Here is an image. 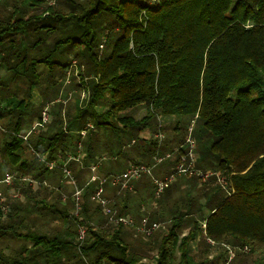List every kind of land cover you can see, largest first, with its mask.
Returning a JSON list of instances; mask_svg holds the SVG:
<instances>
[{
    "label": "trees",
    "instance_id": "16d2710c",
    "mask_svg": "<svg viewBox=\"0 0 264 264\" xmlns=\"http://www.w3.org/2000/svg\"><path fill=\"white\" fill-rule=\"evenodd\" d=\"M53 1L0 2V70L31 92L28 100L21 98L18 83L9 87L0 77V120L8 119L11 129L0 135V176L13 172L46 182L49 170L38 154L49 152L55 160L56 152H74L75 138L89 117L91 131L119 128L118 121L140 135L154 114L178 117L174 131L185 120L188 129L193 125L197 149L212 156L217 169L208 178L207 173L200 176L201 187L195 183L200 195L191 197L183 215L169 220L166 232L155 233L145 254H130L119 230L97 231L85 205L80 224L86 225L87 238L81 248L67 239L16 230L27 219L26 200L39 192L15 182L11 188L24 200L4 190L9 213L0 210V240L18 236L33 245L24 249L30 257L5 256L0 249V264H39V257L62 261L52 244L58 250L61 245L77 249L87 264L105 259L149 264L143 260L158 238L153 264L239 263L245 254L239 250L245 248L252 264H264L259 256L264 253V0ZM72 69L77 71L75 86L89 92L87 108L76 99L75 113L65 118L62 109L51 107L45 130L32 142L24 141L18 136L23 121L30 114L33 124L41 120L44 106L29 107L33 89L45 82L58 86ZM98 105L109 109L98 113ZM139 105H146L151 115L141 120L122 116ZM184 153L179 149V155ZM220 188L222 198L217 196Z\"/></svg>",
    "mask_w": 264,
    "mask_h": 264
},
{
    "label": "rangeland",
    "instance_id": "374dc122",
    "mask_svg": "<svg viewBox=\"0 0 264 264\" xmlns=\"http://www.w3.org/2000/svg\"><path fill=\"white\" fill-rule=\"evenodd\" d=\"M100 48H102V51L105 49H103V45ZM74 69H76V65L74 66ZM74 69L67 73L66 77L60 80L58 86H52L47 82L43 84L39 83L36 88L33 89L34 92L32 91L33 98L28 102L29 107L37 105L32 107L33 109H37L44 104L41 108L42 113L46 107H49L50 109L53 107L55 110L62 109L61 113L65 118L67 117V114L73 115L75 113L76 99H78L81 108H87L86 105L89 99V92L82 87H76L77 82L76 79L74 80L72 75L73 72L77 73L78 70L76 69L77 71H75ZM40 71L43 74V79L46 80V68L41 66ZM0 77L1 79L9 81V87L18 83L17 86L21 88L18 90L19 92H17L18 95L26 100L29 99L28 97L29 95L31 96V92L27 89V84H22L18 82L17 79L10 81L9 74L3 69L0 70ZM84 93L87 94V97L82 99ZM53 103H55V106ZM108 109L109 107H103L102 105H98L95 108L98 113L103 111L105 112ZM127 114H131L135 120H141L145 116L151 115L146 105H139L132 110L122 113V116ZM154 115V118L151 119L147 128L143 130L140 135H137V131L130 132L128 129H123L122 125L118 121H115V125L119 126V128L109 127L108 130L100 129L97 131H91V129L90 131H87L85 135H82L81 133L76 136L73 145L74 152H68L67 155L64 154L63 156L57 154L56 152L55 160L50 159V161H55V167H47L48 165L46 163L40 161L48 168V175L55 173L57 174V177L55 180H49V182L45 179L47 181V186H44V184H41L39 188L35 186L34 189L38 188L39 192L37 196H40L42 190L44 189H53V192H57V189H64L62 190L63 193H65L67 197H72L71 195L75 192L76 186L83 188V192L88 193V196L86 198L81 196V210L83 205H85L86 214L91 217L92 220L90 222L91 225L96 226L98 229L97 231H100L101 233H112L113 231L119 230L120 232L118 237L123 245L128 246L130 254L134 253L133 250L145 254L147 252L149 240H153L156 234L166 232L169 220L183 215L186 210L190 209L191 197H198V195H200V176L207 173L208 178L210 173L217 169L216 160L213 159L212 156L207 157L205 151L197 149L195 140L191 137L193 125L188 129L186 125L188 121L185 120L186 123L182 121L183 123L181 124V128L178 131H174L177 121L180 120L178 117H166L160 114ZM31 116L32 114L27 116L23 121L21 134H27L32 129L34 124ZM87 122L92 125L93 119L89 117ZM7 123L8 119L0 120V124L4 129L3 131L0 130V135L1 133H11V129L7 127ZM40 132L37 131L31 133L29 137H27L26 142L29 140L31 142L32 140H35ZM160 134L163 135L162 139H160ZM134 140L135 143H133ZM189 140H194V144H192ZM0 145H2L1 141ZM181 148L185 153L179 155V149ZM27 150H29L28 154L31 157L33 151L30 148ZM157 153L164 157L161 163H156L153 159L154 155ZM69 154L73 155L76 159L67 163L66 168L70 170L71 174L66 177L63 172L62 165ZM166 154H171V156L169 158H165ZM26 157L29 159L28 155ZM130 162L151 168V174L142 173L139 179L131 182L133 187L132 189H121L120 186H114L111 182V177L113 175L123 173ZM92 164L98 166L96 172L91 169ZM4 172L1 173L0 178L3 177L5 174ZM92 175H97L99 180L106 179V182L103 185L104 197L115 200V205L111 204L108 206L110 213H106L105 208L92 199L95 187L98 184V182L90 183ZM218 177L219 182H223L219 174ZM37 180H39V182L44 181L40 179ZM155 180L165 183V188L158 198L155 195L157 189L154 182ZM16 182L22 183L19 181ZM196 182H199V188L196 187ZM26 185L30 186L28 183H26ZM0 189L2 192L7 189L8 194L10 195L12 188L6 185H0ZM223 193L224 192L220 188L217 194L218 198H222ZM53 195L55 196L54 193ZM63 195L61 194V196ZM4 196L6 197L5 194ZM19 199L24 200L21 194L19 195ZM132 203H134V205L130 208ZM61 209L66 210L67 208L61 205ZM81 210L77 215L75 214L74 209L72 219L67 220V218H62V220H67L68 223L77 227L76 235L78 239L76 241H72L74 244H79L80 248L84 245L86 240H79L80 227L86 226H81L80 224V220L82 219L80 215ZM128 216L136 219L134 221L135 225H129L116 221V219ZM145 218L148 219V223L157 222L160 224V228L155 232L156 234L154 233V236L152 235L147 239L143 236V234L138 232L136 226L141 224ZM42 221L44 220L34 217L30 223L29 220L24 219L23 225L20 226L21 228L19 226L18 228L17 226L15 227L16 230H21L24 233L27 232V230L37 231L39 230L37 227ZM53 222L54 221H52V223ZM47 224L48 223H46V225ZM69 228H73L72 225L69 226ZM52 230L55 232L56 230H59V228L51 226L42 227V231L46 232L43 234L48 238L53 237L49 234ZM5 238L6 239L4 240H10L11 242L9 248L6 247L7 252L3 250V254L5 256L16 257L22 254L23 257H26L30 255L24 253L25 248L33 245L30 239L26 240L24 237L19 239L18 236H7ZM73 238H75V236L72 235V239ZM159 242L160 238H158L156 243L153 245L154 250L149 254L147 253L148 257L143 260L144 263H154L153 256L157 257V246ZM66 246L67 245H64V247ZM241 251L245 252L244 255H241L243 261L239 263H231L230 257V264H252L253 258L248 252V248L247 250H239L240 254L242 253ZM69 255H71L70 261L63 259L62 257V261H45L40 257L37 258L36 261L39 264L88 263L87 258H82L80 253H77V249L76 252H69ZM234 255L235 254L233 253L232 258H234ZM259 256H264V253L259 254ZM111 262L112 261L109 260L106 263L105 259L103 264H113Z\"/></svg>",
    "mask_w": 264,
    "mask_h": 264
},
{
    "label": "built area",
    "instance_id": "2783aa9c",
    "mask_svg": "<svg viewBox=\"0 0 264 264\" xmlns=\"http://www.w3.org/2000/svg\"><path fill=\"white\" fill-rule=\"evenodd\" d=\"M4 0H0V2H2ZM6 1H12V0H6ZM50 4H52L54 1L53 0H47ZM87 94L84 93L82 96V99L86 98ZM50 120V108L46 107L45 110L42 113V117L41 120H39L38 122H36L32 129L27 133V134H19L18 136L20 138H22L23 140L27 141V137H29V135L33 132H37V131H42L44 130V128L46 127V125L48 124ZM93 125H91L90 123L87 124L85 130H83L81 133L82 135H85L86 132L90 129H93ZM0 130H4L0 124ZM163 138V135L160 134V139ZM192 144H194V140L191 141L189 140ZM133 143H135V140L133 141ZM38 154V153H36ZM39 158L42 162L46 163L48 166L47 167H55L56 163L55 161H50L49 157H50V153L46 152L45 154L41 155L38 154ZM171 156V154H166L165 158H169ZM76 159L73 155H68V157L66 158V160L63 162L62 165V169L63 172L65 173V176L68 177L70 176V170H68L66 168V165L68 162H70L71 160ZM154 161L156 163H161L164 159V157L160 156L158 153L156 155H154L153 157ZM98 166L97 165H93L91 167V169L96 172ZM185 171V170H183ZM142 173H148L151 174V168H148L147 166L144 165H140V164H132L130 165L123 173L121 174H116L113 175L111 177V182L114 186H120L121 189H132V185L131 182L134 180H137L141 177ZM16 181L22 182L24 184L28 183L31 188H35V186H37L38 188L40 187L41 184H44V186L47 185V183L45 181L39 182L38 180H35L33 178H31L30 176H24V175H18L16 173L13 172H8L5 173L4 177L2 178V180H0V185H6L8 187H11L14 185V183ZM73 182L75 183V181L73 180ZM98 182L97 186L95 187V191L94 194L92 195V199L94 201H96L97 203H99L100 205H102L105 208L106 213H110V209H108V206L113 204L115 205V200L114 199H107L104 197V188L103 185L106 182L105 180H99L97 175H92L90 178V183H96ZM155 185H156V192L155 195L156 197H160L161 193L163 192L164 188H165V183L155 180ZM83 194V188H79L78 186L75 187V192H74V199H75V214L78 215L79 211L81 210V204H80V200H81V196ZM10 195L12 198H19V193L14 191V189H11L10 191ZM0 210L2 211V213L4 215H7L9 213V207L6 203V197L4 196L3 192L0 190ZM115 212V211H114ZM116 221L118 222H123L129 225H132L134 223V220L131 217H121L119 219H116ZM137 226V230L138 232H140L141 234H143V236L145 238H149L151 237L159 228H160V224L157 222H152V223H148V219L145 218L144 221H142L141 224L136 225ZM86 235H87V229L85 227H80V231H79V240H85L86 239ZM244 250H247V248H245ZM233 257V253H231V258Z\"/></svg>",
    "mask_w": 264,
    "mask_h": 264
},
{
    "label": "crops",
    "instance_id": "0c3cea01",
    "mask_svg": "<svg viewBox=\"0 0 264 264\" xmlns=\"http://www.w3.org/2000/svg\"><path fill=\"white\" fill-rule=\"evenodd\" d=\"M33 92H32V94H33ZM67 154L68 153H66V155ZM60 155L63 156V154H60ZM69 155H71V154H69ZM132 164H134V163L130 162L125 169H127ZM93 165L94 164H92L91 166H93ZM56 177H57V174H55V173L47 175V181L49 182V180H55ZM47 181H46V183H47ZM62 190H64V189H59V190L57 189L56 190L57 192H53L54 191L53 189H44V190H42V193L40 196L33 197L32 199H27L26 203H25L27 220H29V222L31 223V220L34 217L39 218V219H43L44 221L40 222V225L37 227V228H39V230H37L38 232H41L42 234L46 233V232L42 231V227L51 226L54 228H59V230H56L55 232L52 230V232L49 233L53 237H56L59 240L67 239L70 241H72V240L76 241L78 239V237L76 235L77 227L71 223H68V221H67L69 219H72V215L74 214V209H75V199H74V195H73L74 193L71 195L72 197H67V195H65V193H63ZM53 193L55 194V196L53 195ZM61 194L62 195L64 194L63 195L64 197L61 196ZM61 205H63L67 209L62 210ZM133 205H134V203L131 204L130 208H132ZM63 213H64L65 217H64ZM66 215H68V218ZM128 217H131V216H128ZM62 218H67V220L64 221V219L62 220ZM133 220L135 221L136 219H133ZM52 221H54V222L52 223ZM137 221H138V219H137ZM46 223H48V224L46 225ZM71 225L73 228H69V226H71ZM31 227L34 228L33 226H31ZM72 235L75 236V238L72 239ZM53 237H49V238H53ZM10 245H11L10 240H3V241L1 240L0 241V249L2 250V252H3V250L6 251L7 250L6 247L9 248ZM51 246H53V247H51L52 250H55V252H57V254L61 255V257L63 259L68 260V261H70V257H71V255H69V252H71V251L76 252L73 247L69 248L68 246L64 247V245H62L63 249L61 248L60 250H58V247H60V246L54 247L53 244ZM29 247H31V245Z\"/></svg>",
    "mask_w": 264,
    "mask_h": 264
},
{
    "label": "clouds",
    "instance_id": "9594fccd",
    "mask_svg": "<svg viewBox=\"0 0 264 264\" xmlns=\"http://www.w3.org/2000/svg\"><path fill=\"white\" fill-rule=\"evenodd\" d=\"M4 177V176H3ZM1 180H2V178H1Z\"/></svg>",
    "mask_w": 264,
    "mask_h": 264
}]
</instances>
